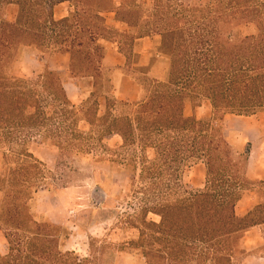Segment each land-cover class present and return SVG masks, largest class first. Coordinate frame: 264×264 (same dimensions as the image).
Instances as JSON below:
<instances>
[{
  "label": "trees",
  "instance_id": "16d2710c",
  "mask_svg": "<svg viewBox=\"0 0 264 264\" xmlns=\"http://www.w3.org/2000/svg\"><path fill=\"white\" fill-rule=\"evenodd\" d=\"M66 3L71 7L69 16L57 19L56 9ZM11 6L16 7V16L8 21L4 17ZM106 15H114L113 21L127 29L115 28ZM157 36L169 60L163 81L135 67L136 42ZM26 47L35 48L46 60L69 57L66 73L48 67L42 77L58 81V97L51 92L48 97L37 94L30 89L29 79L15 73ZM110 47L126 58L120 74L139 86L136 102L116 96L119 74L103 66ZM69 80H90V97L81 106L66 96L64 84ZM8 82L27 88L24 101L18 102L14 92L5 91ZM46 98L61 110L74 134H81L80 122L93 127V118L97 119V143L105 155H111L112 165H119L122 149L134 151L125 167L137 175L140 172L149 191L176 192L189 169L204 165L203 189L167 205L158 202L146 212L161 216L157 228L190 233L189 245L209 246L222 240L223 258L229 264L246 254V234L264 227V181L248 176L251 144L247 142L241 153L233 151L217 123L229 115L264 116V0H0V123L14 122L23 112L37 123L45 115L42 105ZM205 103L211 105L214 117L198 120L186 116L187 107L195 111ZM114 137L123 141L121 148L105 147L104 140ZM149 151L153 159H149ZM6 158L4 154V163ZM26 158L32 162L23 169L24 174L39 172L43 163L29 151ZM105 158L99 160L105 162ZM0 190L4 192L0 225L9 231L10 243V254L3 259L10 260L13 238L28 232L24 228L33 224L26 213L32 197L26 195L27 189L18 190L13 184ZM248 193L256 195L258 202L240 216L237 207ZM192 246L187 248L192 250ZM150 248L144 253L146 264L164 259L161 250ZM215 258L207 253L203 262L217 263Z\"/></svg>",
  "mask_w": 264,
  "mask_h": 264
},
{
  "label": "rangeland",
  "instance_id": "374dc122",
  "mask_svg": "<svg viewBox=\"0 0 264 264\" xmlns=\"http://www.w3.org/2000/svg\"><path fill=\"white\" fill-rule=\"evenodd\" d=\"M70 9L68 3L59 6L55 11L56 18L69 16ZM15 16L16 7L11 6L4 18L12 21ZM106 17L113 22L114 15ZM159 43L160 38L139 41L136 62L140 59L143 69L151 71L152 78L162 80L168 66ZM43 57L35 48L26 47L15 66V73L29 79L30 89L37 90V94L40 92L48 97L51 92L58 97V81H49L47 76V80H43L42 77L48 67L59 70L68 67L70 59L55 56L46 60ZM116 60L110 58L109 63ZM8 83L9 89L5 91L14 92L18 102L24 101L27 88L21 85L16 88ZM82 86L84 90L92 89L87 82H82ZM136 93L137 88L131 82L122 91L129 98H134ZM42 106L45 115H40L37 123L24 112L12 124L0 123V152L7 157L0 187L13 184L18 190L27 189L26 195L32 198L26 213L33 219V224L24 228L28 232H19L13 238L12 258L5 260L0 256V264H146L144 253L151 245L154 251L161 250L164 257L161 261L152 260V264H204L207 253L216 257L217 263L212 264H229L223 258L222 240L209 246L189 245L190 233L174 234L166 227L157 228L161 216L146 212L158 202L167 205L177 199L189 198L195 189H203L206 177L201 166L191 169L183 177L180 188L175 187L179 188L176 192L149 191V183L140 180V172L137 175L125 167L135 156L134 151L122 149L119 165L109 162L111 155H105L97 143V119L93 118L91 128L87 123H81V134L77 135L49 98ZM19 107L22 109L24 105ZM186 115H193L190 106ZM196 116L198 119L214 117L207 103L196 111ZM51 118L55 120L52 122ZM217 125L224 130L233 151L241 153L247 148V142L251 144L248 175L254 181H264V116L229 115L223 121L219 119ZM103 144L116 150L121 148L123 141L114 137L105 139ZM27 151L43 163L39 166L40 173L24 174L23 169L32 162L26 158ZM147 155L149 159L154 158L151 151ZM104 156L106 161L101 162L99 159ZM136 156L140 157V153ZM257 202L258 197L248 193L237 208L238 215H245ZM190 246L192 250L187 248ZM245 247L252 258H243L233 264H264L259 260L260 256L264 257V228L249 233ZM7 253L8 250L2 248L1 255Z\"/></svg>",
  "mask_w": 264,
  "mask_h": 264
},
{
  "label": "crops",
  "instance_id": "0c3cea01",
  "mask_svg": "<svg viewBox=\"0 0 264 264\" xmlns=\"http://www.w3.org/2000/svg\"><path fill=\"white\" fill-rule=\"evenodd\" d=\"M112 26H114L115 28H118V29H122V30H126L127 27L126 26H122L121 24L119 23H116V22H109ZM146 38H160V37H146ZM145 39V38H143ZM143 39H139L137 42H136V46H135V56H136V60H137V54H136V48H137V45H138V42L143 40ZM160 42H161V39H160ZM160 44V43H159ZM119 56V57H118ZM165 59L167 60V66H168V69H167V73H166V76L160 80V81H163L167 78V75H168V70H169V60L166 56H164ZM110 58H113V59H117L116 61H111L109 63V60ZM125 64H126V58L120 54L114 47H110L107 55L105 56L104 60H103V66L107 69H112V72H118L117 74H119L117 76V79H116V88H117V91H116V96L119 100L121 101H125V102H129V103H133V102H136L138 99H139V96H140V88L139 86L137 85V83L130 77L124 75V74H120V68H123L125 67ZM136 68H139V69H143L144 66H142L140 64V59H139V62H136V65H135ZM51 70L53 71H57V72H60V73H66L69 69V63H68V67L64 68V69H52V67H50ZM148 72V75L149 77L150 76V73L151 71H147ZM152 78V77H151ZM153 79H156V78H153ZM159 80V79H157ZM82 82H87V83H90V80H82V81H73V80H69L67 83L64 84V90H65V93H66V96L67 98L71 101L72 104L76 105V106H81L89 97H90V90H84L83 89V86H82ZM128 82H131L135 85V87L137 88V93L135 94V97L134 98H129L125 95L122 94V91L123 89L125 90V87H126V84H128ZM206 104V103H205ZM208 104V103H207ZM210 105V104H209ZM211 107V105H210ZM188 108V107H187ZM201 108V107H200ZM200 108H197L195 111H193L192 109V112H193V115L192 116H196V111ZM212 108V107H211ZM187 110V109H186ZM185 114H186V111H185ZM187 116V115H186ZM188 117H191V116H188ZM197 118V116H196ZM198 119V118H197ZM205 119V118H204ZM198 120H202V119H198ZM81 123H87L90 128H91V125L86 122V121H82L80 122V125ZM79 125V126H80ZM89 128V127H88ZM251 155H252V152H251ZM251 155H250V158H251ZM3 163H4V153L0 152V173H2L3 171ZM249 164H250V159H249ZM249 164H248V169H249ZM202 167L203 168V172L205 173V177H206V167L204 165H198V166H195V167H192L191 169H194V168H197V167ZM189 169L185 175L191 170ZM184 175V176H185ZM249 176V175H248ZM250 178V177H249ZM202 189V188H201ZM195 190H199V189H195ZM4 199V192L0 190V203H2ZM245 200V199H244ZM243 200V201H244ZM242 201V202H243ZM241 202V203H242ZM240 203V204H241ZM239 204V205H240ZM238 205V206H239ZM238 208V207H237ZM264 227H256V228H253L251 229V231H249L245 238H244V241H243V249L245 250L246 254L241 256V258H234L232 260V263L237 261V260H240V259H247V258H252V256H250V251L247 250V248L245 247V240L247 238V235L249 233H252V231L256 230V229H259V230H263ZM8 230L1 226L0 225V256H3L1 258H6L9 256L10 254V243H9V240L7 238V235H8ZM263 239V238H262ZM2 248H5L8 250V253L6 255H1L2 253ZM254 258H258L257 256H253ZM0 258V259H1ZM259 260L260 261H264V257H259Z\"/></svg>",
  "mask_w": 264,
  "mask_h": 264
}]
</instances>
